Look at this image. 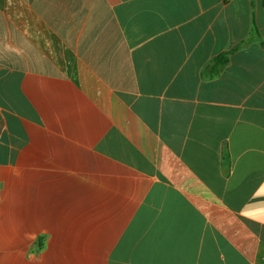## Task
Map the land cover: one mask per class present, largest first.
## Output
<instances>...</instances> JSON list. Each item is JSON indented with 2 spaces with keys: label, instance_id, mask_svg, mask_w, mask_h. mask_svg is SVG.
Listing matches in <instances>:
<instances>
[{
  "label": "crops",
  "instance_id": "0c3cea01",
  "mask_svg": "<svg viewBox=\"0 0 264 264\" xmlns=\"http://www.w3.org/2000/svg\"><path fill=\"white\" fill-rule=\"evenodd\" d=\"M0 264H264L261 0H0Z\"/></svg>",
  "mask_w": 264,
  "mask_h": 264
},
{
  "label": "trees",
  "instance_id": "16d2710c",
  "mask_svg": "<svg viewBox=\"0 0 264 264\" xmlns=\"http://www.w3.org/2000/svg\"><path fill=\"white\" fill-rule=\"evenodd\" d=\"M262 4H264V0H261ZM252 30L255 33V26L252 25ZM244 44V42L238 44L237 46H235L233 49L239 48ZM229 52H223L220 53L219 55L215 56L214 58H212L208 64L205 66V68L203 69V75L207 76L208 78H212L215 77L216 75H218L222 68L227 64L228 62V56H229Z\"/></svg>",
  "mask_w": 264,
  "mask_h": 264
}]
</instances>
